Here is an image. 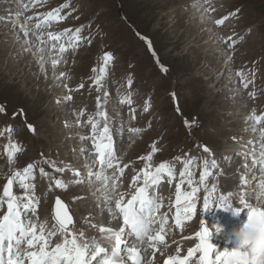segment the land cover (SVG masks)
I'll use <instances>...</instances> for the list:
<instances>
[{
	"label": "rangeland",
	"instance_id": "374dc122",
	"mask_svg": "<svg viewBox=\"0 0 264 264\" xmlns=\"http://www.w3.org/2000/svg\"><path fill=\"white\" fill-rule=\"evenodd\" d=\"M12 1L14 7L7 10L4 7L9 0H0V106L4 108V112L0 113V194L14 171H23L36 164V178L29 183L35 184V195L40 199L39 222H47L51 229L54 197L59 196L69 204L75 220L79 218L80 223L77 221L75 224L76 233L82 232L89 241L103 239L104 234L98 231L99 227L121 229L118 225L122 218L111 217L108 206L94 189L100 187L98 183L93 182L91 188L87 183L72 185L70 182L76 178L71 171L56 172L50 164L44 163L47 160L58 168L79 171L83 178V169L76 167L84 155L80 151L82 142L79 136L91 135V126L86 122L101 111L97 108L99 97L105 104L103 110L110 118L108 123L110 121L120 167L126 168L118 180V193L126 194L125 203L136 194V189L131 187L132 181L146 167L147 162L141 157L152 152L151 145L154 143L159 151L153 158V169L161 163L170 162L176 170L175 182L169 183L165 178L162 186L150 190V194L158 197L163 204L157 217H169L166 244L158 246L160 251L155 254L153 264H166L170 257L176 258L178 254L179 258L185 259L188 250L199 242L187 237L196 235L201 225L207 224L211 231L217 225L221 227L224 220L237 216L232 211H202L207 193L199 180L205 160L211 164L212 158L216 160L218 157V168L213 170L217 178H210L207 185L209 188L218 185L211 200L213 209L221 205L220 195L230 193L236 195H232L227 203L243 208L239 194L244 193L248 203L264 209L263 180L253 195L244 189L247 187L241 178L238 179L244 164L240 156L243 151L252 155L254 150L244 140L252 134V124L246 118L253 111L258 116H264V0H212L210 5H206L209 9L207 13L192 6L195 0H47V3L38 4L28 11L22 9L19 0ZM65 4H70V7L64 8L61 16H67V19L62 23H52L42 34L48 40L49 33L59 34L68 29L74 32L84 28L81 33L83 43L78 50H72L68 43L72 33L60 41H51L57 50L65 44L69 48L55 72L67 74L64 83L73 90L70 93L56 86L51 67L46 65V77L40 72L34 56L23 53L21 44L16 43L18 37L24 39L19 26L26 22L27 17L44 18ZM197 10L200 13L196 14ZM230 16L232 18L226 19L223 26L215 23ZM38 22L33 20L32 24ZM27 39L31 40L35 52V45L39 42L31 35ZM224 40L228 43H223ZM146 41L151 42V49ZM233 44L235 46L230 47ZM51 53L60 59L58 51ZM106 53L112 54L114 61L109 66L108 77L103 81V90L97 92L92 85L99 73H94L93 69L102 67V57ZM225 53H230L231 62ZM162 68H167V73ZM237 72H243L254 83L244 89ZM129 78L133 81L130 90L127 87ZM81 84L83 89L75 91ZM227 84L230 86H225ZM214 86L216 90L211 88ZM129 92L132 94L131 106L120 102ZM253 92L256 93L254 99L250 96ZM68 94L73 97L71 102L56 103ZM149 99L151 107L146 112L144 109ZM132 109L136 110L134 120ZM85 110L86 114L79 121L84 126H73L77 123V114ZM186 121L193 125L191 129L186 127ZM29 125L36 129L35 134L29 130ZM8 128L13 132H7ZM130 129L142 131L136 135ZM254 138L258 143L255 148L262 147L256 133ZM5 142L23 149L16 156L15 164L9 163ZM232 143L241 144L244 148L235 155L226 153ZM83 146L91 148L88 141H84ZM204 147L209 149V153L203 151ZM87 155L85 161L91 162L93 169L98 171L93 163L95 157ZM177 158L198 161L194 166L193 179L197 182L194 186L202 189L198 193L200 203L195 219L184 225L182 233L175 228L174 217L176 187L185 164ZM41 168L48 174L47 177L41 176ZM263 169L261 165L259 170ZM56 179L67 183L68 190L56 189ZM233 181L234 184H241L231 186ZM138 186H142V181ZM50 187L52 191H49ZM184 191L191 189L185 186ZM14 194L25 195L15 182ZM242 213L248 214V211L245 209ZM5 214L6 205L4 211H0V217ZM28 218L35 220L31 214ZM222 228L221 234L211 239L212 245H217L216 249L221 253L236 250L237 241ZM60 238L57 236L52 245ZM223 244L227 246L221 250ZM152 255L150 251V261ZM198 259L194 264H198ZM26 264L29 262L26 261Z\"/></svg>",
	"mask_w": 264,
	"mask_h": 264
},
{
	"label": "snow or ice",
	"instance_id": "6c2138e0",
	"mask_svg": "<svg viewBox=\"0 0 264 264\" xmlns=\"http://www.w3.org/2000/svg\"><path fill=\"white\" fill-rule=\"evenodd\" d=\"M20 6L24 11L34 8L41 3H47V0H19ZM212 0H195L193 7L202 8L205 13L209 11L206 5H210ZM70 7V4H65L62 8H58L53 12H49L46 17H27L26 22L19 26L20 31L24 39L19 37L16 43L21 44L23 53H31L34 56L36 63L39 65V70L47 77L46 65L51 67L54 71L52 79L55 81L57 87H63L66 92L73 91L67 87L64 83L67 74H57L55 69L60 66L63 60V54L69 51V48L61 45L57 50L55 46L51 45V41H60L63 37L72 36L68 43L71 44L72 50H78V46L83 43L81 40V33L84 28L76 29L74 32L71 29L66 30L63 33L52 34L49 33V39L45 40L43 30L51 27L52 23H62L67 19V16H61V12L64 8ZM71 15V13H69ZM233 15H238L234 13ZM232 17H226L216 21L217 26H223L226 19ZM33 20H38V23L32 24ZM34 36L39 42L35 45L36 51L33 52V46L31 40L27 39L29 36ZM141 39H144L141 37ZM231 39V38H230ZM149 48H152L151 42L146 41ZM223 43L227 44L228 41L224 40ZM43 45V47H42ZM235 45H230L234 47ZM52 51H58L60 59H56L51 56ZM47 55V59L45 56ZM155 56V52L153 51ZM228 55L229 62H231L230 53ZM103 65L98 69H93L94 73H99L95 76L92 87L96 88L97 92L103 90V81L109 75V66L114 61V57L110 53H106L102 57ZM157 63L159 60L157 58ZM164 73H167V68H162ZM237 76L240 77V81L244 89L249 87V84L254 81L249 80L243 72H237ZM133 81L129 78L127 87L130 90L132 88ZM81 84L75 91L83 89ZM175 96V94H173ZM250 96L254 99L256 93H250ZM73 97L68 94L61 97L56 101L57 104L64 102H71ZM124 105L131 106L132 94L123 97L120 101ZM151 107L150 99L146 102L145 111H149ZM97 108L101 109L95 116L89 117L87 125L91 126V135H80L79 139L82 142L80 149L82 154L88 153L95 157L93 163L96 165L98 171L94 170L89 164H85L87 169L86 178L81 177V173L71 169H61L56 167L54 163L47 160L46 164H50L56 172L71 171L72 176L76 179L70 183L72 185H79L87 183L91 187L92 183H98L100 187L96 189L100 193V197L108 207L107 211L114 219L122 218L123 227L119 230L109 227H99L98 231L103 235V238L111 242L110 248H105L95 240H88L81 232L79 234L75 231V221L73 215L68 207L61 199L57 198L54 205L53 220L54 225L51 229L47 222L40 223L37 212L39 210L40 199L35 195V184L29 183L34 181L35 170L37 165L32 164L25 168L23 171H14L4 187L2 194H0V211H4L6 205V214L0 217V264H124L127 260L129 264H153L155 261V253L159 252V245L166 244V227L169 224V217L167 215L163 217H157V213L163 208V204L159 202L158 197H153L150 194V190H154L162 186L164 179L167 178L169 183H173L177 180L175 174V167L172 163H161L158 167L153 169L152 161L154 156L159 151L154 143L151 145L152 152L146 156L141 157L145 160L146 167L135 176L132 181L131 187L136 189V194L132 195L131 199L125 203L126 194L118 193V180L124 175L126 168L120 167V159L117 156V150L115 147V141L112 136V129L108 123L101 124V121H108V114L103 109L105 104L101 103L100 98H97ZM135 109H132V119H135ZM4 112L3 106H0V113ZM86 114L85 111H81L77 114V123L73 126L83 127L80 124V118ZM97 116L99 119H97ZM252 124L251 131L256 133L261 139V151L260 162L264 166V116H258L253 111L247 118ZM186 127L193 126L187 121ZM151 127V122L149 123ZM29 130L35 134L36 129L29 125ZM7 132H13V129H6ZM133 134H140L141 129H130ZM120 134H123L121 128ZM88 141L91 144V148L83 146V142ZM23 149L16 144H10L8 146L9 163L15 164L16 156L20 154ZM205 153H209L207 147L203 148ZM247 155V154H244ZM180 163L185 164V167L180 174L179 184L176 187L175 196V228L179 229L182 233L184 231V225L190 223L195 219L197 206L200 203L198 193L201 192V187L194 186L197 182L194 177V166L198 164L197 160H180ZM218 168L215 160L209 164V161H203V172L199 180L200 185H204L203 191L207 193L203 200V210L207 212L212 208L211 200L214 194L218 190V185H212L207 187L210 178H217L213 175V170ZM115 169V172H109L108 170ZM118 173V175H117ZM41 176L47 177L48 174L40 169ZM51 179V177H49ZM142 181V186H138ZM14 182L19 188L25 192L24 196H17L13 193ZM244 185L248 183L247 178L243 180ZM56 189L63 191L68 190V184L63 180L56 179L54 181ZM187 186L191 191L185 192L184 188ZM264 187V185H262ZM53 189L50 187L49 191ZM95 193H93L94 195ZM232 195L236 193H230L228 195H220L221 207L218 210L230 211L232 205L227 203ZM244 193L239 194L240 202L243 205V209L249 213V221L253 219L264 220V209L260 207H254L248 203L245 199ZM264 198V194H262ZM31 214L35 217V220L29 219ZM236 215H240L241 212H236ZM158 225V228L156 227ZM95 227V225H93ZM155 231V235L153 232ZM60 236L61 243L52 245V241ZM132 237L133 241H129L128 237ZM189 240L199 241L195 247L188 250L187 257L180 259L179 254L176 258H169L166 264H194L199 255L198 264H250L246 259L248 254V248L244 245L241 247L245 250H233L219 252L211 243L212 233L208 227L203 224L202 230L198 231L196 235L187 237ZM26 245L28 251L21 253V246ZM138 245L140 246L138 248ZM152 252V260L148 259L149 252Z\"/></svg>",
	"mask_w": 264,
	"mask_h": 264
},
{
	"label": "bare ground",
	"instance_id": "6f19581e",
	"mask_svg": "<svg viewBox=\"0 0 264 264\" xmlns=\"http://www.w3.org/2000/svg\"><path fill=\"white\" fill-rule=\"evenodd\" d=\"M4 1V0H3ZM13 1L12 0H9V3H8V5L7 6H5L4 8H7V10H9V8L10 7H14V5H13V3H12ZM10 5V6H9ZM2 6V5H1ZM3 8V7H2ZM3 8V9H4ZM14 9V8H13ZM198 11V10H197ZM196 11V14H198V13H200L199 11L197 12ZM5 14H8L7 12H5ZM7 22V21H6ZM226 24V23H225ZM3 32V31H2ZM225 34V33H224ZM226 36V35H225ZM202 37V36H201ZM215 39V38H214ZM65 46H67L66 44H65ZM19 54V53H18ZM226 58L227 59H229V57H228V55L226 56ZM218 66V65H217ZM233 67V66H232ZM225 86H230V84H227V85H225ZM211 88H214L215 90H216V87L214 86V87H211ZM119 112V111H118ZM118 114V113H117ZM108 119H110V118H108ZM106 123H108V121H106ZM250 132L252 133V134H249L244 140L245 141H248V143H246V145L248 144L249 145V147H251V146H253V153H252V155H250V153L248 154V153H245L244 151H243V155L242 156H240V157H242V159L244 160L243 162H244V165L247 167L249 164H250V162L251 161H254V160H256V162L254 163V164H252V166H256L255 168H257V166L259 165V166H261V162H260V151H261V147H259V145L257 146V147H259V149L260 150H258V149H256L255 147V145L256 144H258L257 142H255V138H254V132H252L251 131V129H250ZM251 141V142H250ZM6 143V142H5ZM227 143V142H226ZM7 145L9 144L8 142L6 143ZM234 143H232L231 145H229L228 147H230V148H228V151H225L226 153L227 152H231L232 153V155H235L238 151H241V148H244V146H242L241 144H237V145H233ZM261 144V143H260ZM92 147V146H91ZM115 147H116V143H115ZM249 150L251 151V148H249ZM231 153H229L230 155H231ZM78 154V153H77ZM244 154H247V155H244ZM255 154H256V156H255ZM85 156L88 158V155H87V153H85L84 155H83V157H81V161L79 162V164L76 166V167H81L82 169H83V177H85V176H87V173H86V170H85V164L87 163V164H89V165H91L92 167H93V164L91 163V162H89V161H85ZM215 157V156H214ZM212 160H214L213 158H212ZM247 160H248V163H247ZM85 162V163H84ZM215 162L216 163H218V157H216V160H215ZM248 164V165H247ZM134 167H131V169H133ZM241 170H243V167H242V169ZM256 171H257V169H256ZM253 176V175H252ZM239 178H241V180L243 181L244 180V178H248V176L247 175H244L243 174V171L241 172V176H239L238 177V179ZM237 179V180H238ZM248 180V179H247ZM236 182V181H235ZM256 182H257V180H256ZM239 184H241V183H238V184H234V181H233V183L231 184V186H238ZM88 185V184H87ZM98 185V184H97ZM163 185V184H162ZM243 185H244V183H243ZM96 186V185H95ZM100 186V185H99ZM118 186V185H117ZM245 186V185H244ZM258 186V185H257ZM246 187L247 188H244L245 190H248V192H252L253 193V195L254 194H256V192H257V189L254 187V186H249L248 184L246 185ZM91 188V187H90ZM96 188L97 187H94V189L96 190ZM249 189H251V191L249 190ZM83 190V189H82ZM244 190V191H245ZM98 193V196L100 195V193L99 192H97ZM81 194V193H80ZM99 198H101L100 196H99ZM91 200V199H90ZM89 200V201H90ZM92 200H93V198H92ZM91 200V201H92ZM96 200V199H95ZM94 200V201H95ZM97 202V201H96ZM94 204V203H93ZM97 204V203H96ZM103 208V207H102ZM95 209V208H94ZM93 211V210H92ZM43 212H45L44 210H43ZM71 212L73 213V211L71 210ZM42 213V212H41ZM89 213H90V211H89ZM93 215V214H92ZM249 217V213L248 214H240V215H238V216H235V218L234 219H232V220H224L223 222H222V224H221V227H224V230H226L227 232H228V234H232L233 233V231L234 230H237V229H240V228H242L243 226H244V224H246L245 223V220L246 219H249L248 218ZM75 219V218H74ZM75 221V224H76V222L78 221L79 222V218H77V221L76 220H74ZM40 222H42V223H44L43 221H40ZM248 222V221H247ZM80 223V222H79ZM51 225H50V227L52 228L53 227V225H54V223L52 222V223H50ZM122 225V222H120V224L118 225V226H120V228L121 227H123V225ZM201 225V224H200ZM199 225V226H200ZM208 226V225H207ZM79 227V226H78ZM112 229H115V228H112ZM200 230H202V228L200 229ZM199 230V231H200ZM233 235V234H232ZM102 236H100L99 237V239L101 238ZM214 237H215V235H214ZM234 237V236H233ZM98 239V240H99ZM59 240V241H58ZM128 240L129 241H133V238L132 237H128ZM234 240L235 241H237L236 239H235V237H234ZM134 242V241H133ZM58 243H61V238L60 239H56L55 240V245L56 244H58ZM99 243L100 244H104L105 243V239L103 238L102 240H100L99 241ZM216 244V243H215ZM237 248H235L236 250L237 249H240V250H242L243 248H240L241 246H242V244L239 242V241H237ZM216 246L217 245H215V248H216ZM227 245H225V244H223V246L221 247V250H223L225 247H226ZM23 249H24V252H26V251H28V249L26 248V245H24V247H23ZM23 249H21V251L23 250ZM227 250V249H226ZM23 252V253H24ZM158 253V252H157ZM157 253H155V254H157ZM197 257H199V256H197ZM180 259H182V258H180ZM25 264H26V262H25ZM124 264H129V263H124Z\"/></svg>",
	"mask_w": 264,
	"mask_h": 264
},
{
	"label": "clouds",
	"instance_id": "9594fccd",
	"mask_svg": "<svg viewBox=\"0 0 264 264\" xmlns=\"http://www.w3.org/2000/svg\"><path fill=\"white\" fill-rule=\"evenodd\" d=\"M220 207L210 208L208 211L218 210ZM202 211L204 212V210ZM230 211L235 214L236 212H243L244 209L232 205ZM222 231V227L215 226L211 230L212 238H214V235L219 236ZM232 234L237 241L248 248L246 259L249 260L250 264H264V220L253 219L249 221L248 219V222L242 228L234 230Z\"/></svg>",
	"mask_w": 264,
	"mask_h": 264
},
{
	"label": "water",
	"instance_id": "95a60500",
	"mask_svg": "<svg viewBox=\"0 0 264 264\" xmlns=\"http://www.w3.org/2000/svg\"><path fill=\"white\" fill-rule=\"evenodd\" d=\"M14 193V192H13ZM57 198H59V199H61L59 196H55L54 197V204H53V209H52V212L54 211V205H55V201H56V199ZM65 204H67L63 199H61ZM68 205V204H67ZM68 207H69V205H68ZM69 209H70V207H69ZM70 211H71V209H70ZM72 213V212H71ZM72 215H73V213H72ZM73 219H74V216H73ZM75 220V219H74Z\"/></svg>",
	"mask_w": 264,
	"mask_h": 264
},
{
	"label": "built area",
	"instance_id": "2783aa9c",
	"mask_svg": "<svg viewBox=\"0 0 264 264\" xmlns=\"http://www.w3.org/2000/svg\"><path fill=\"white\" fill-rule=\"evenodd\" d=\"M253 163V162H252ZM249 171L252 172L253 171V167H250L249 165Z\"/></svg>",
	"mask_w": 264,
	"mask_h": 264
}]
</instances>
